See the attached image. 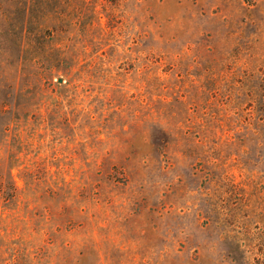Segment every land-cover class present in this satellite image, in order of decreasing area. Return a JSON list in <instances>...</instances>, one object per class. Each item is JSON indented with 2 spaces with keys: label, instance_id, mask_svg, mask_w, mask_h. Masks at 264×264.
Listing matches in <instances>:
<instances>
[{
  "label": "rangeland",
  "instance_id": "1",
  "mask_svg": "<svg viewBox=\"0 0 264 264\" xmlns=\"http://www.w3.org/2000/svg\"><path fill=\"white\" fill-rule=\"evenodd\" d=\"M0 264H264V0H0Z\"/></svg>",
  "mask_w": 264,
  "mask_h": 264
},
{
  "label": "water",
  "instance_id": "2",
  "mask_svg": "<svg viewBox=\"0 0 264 264\" xmlns=\"http://www.w3.org/2000/svg\"><path fill=\"white\" fill-rule=\"evenodd\" d=\"M59 82H63V78H60V79H59Z\"/></svg>",
  "mask_w": 264,
  "mask_h": 264
}]
</instances>
